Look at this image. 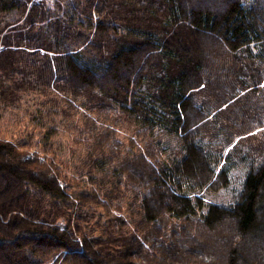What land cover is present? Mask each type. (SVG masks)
I'll return each mask as SVG.
<instances>
[{
  "label": "trees",
  "instance_id": "1",
  "mask_svg": "<svg viewBox=\"0 0 264 264\" xmlns=\"http://www.w3.org/2000/svg\"><path fill=\"white\" fill-rule=\"evenodd\" d=\"M74 3L80 7V18L73 14L65 19H77V31L68 20L75 32L59 21L64 16L52 18L42 2L28 7L27 22L33 30L28 38L37 49L32 54H39L40 48L55 55L40 79L65 92L68 100L70 95L81 96L82 105L95 104L99 112H104L106 101H112L130 122L141 111L143 125L152 134L157 127L156 134L174 137L181 145L178 151L171 149L167 162L158 156L167 147L158 143L159 152L151 142L159 154L146 144L145 151L118 164L117 171L145 191L132 210L139 216L143 235L117 249L34 214L29 205L33 186L55 199L68 198L69 188L61 182L59 169L40 152L31 151L34 142L0 136V264H264V130L256 131L264 124V102L254 95L263 72L257 73L250 64L258 79L245 81L240 75L253 61L254 49L264 57V0ZM27 6L25 0H0L4 69L14 67L26 50L15 49L24 41L17 24H2L1 18ZM221 59L230 62L225 69ZM211 64L213 70H209ZM231 77L252 92L236 91L230 99L215 90L208 95L215 97L214 102L200 100V91L214 81L217 85L231 82ZM13 82L0 78L3 113L20 100L22 92L28 94L34 87L24 79ZM239 102L245 104L236 106ZM241 107L256 111L244 114ZM51 110L58 113L53 105L38 109L33 118L45 124L43 118ZM221 117L241 119L231 123L230 119L221 122ZM99 118L84 114L80 128L96 130L95 146L104 148L116 130L99 123ZM55 131H46L45 138ZM217 132L229 142L227 153L216 146L209 150L205 144L204 136ZM248 133L259 138L244 149L239 143ZM239 165H244V177L232 203L208 202L198 194L229 186L232 171ZM78 198L93 197L84 190Z\"/></svg>",
  "mask_w": 264,
  "mask_h": 264
},
{
  "label": "rangeland",
  "instance_id": "2",
  "mask_svg": "<svg viewBox=\"0 0 264 264\" xmlns=\"http://www.w3.org/2000/svg\"><path fill=\"white\" fill-rule=\"evenodd\" d=\"M25 1L28 5L26 10L15 11L1 18L2 24L16 23L20 31L24 33V41L21 47L15 49L22 53L26 51L24 58L18 57L14 67L4 69L2 68L3 62L0 61V78L5 83H14L15 80L24 79L34 87L29 89L28 94L22 92L20 100L9 107V112L3 113L6 112V108L0 107V136L13 139L25 137L28 143L34 142L33 145H30L31 151L40 152L43 158H47L56 169H59L61 182L69 188L70 196L68 198L55 199L38 186H33L29 205L34 214H38L41 219H54L55 222H58L62 227L69 228L77 236L89 235L100 240L103 243L102 246L106 248L124 249L133 237L141 238L143 235L144 228L137 221L139 216L138 214L133 215L132 210L135 206H139L145 189L132 184L127 180L125 173L117 171L118 164L124 158L132 156L138 151H145L146 144L159 154L158 143L167 147V150H163L158 155L161 161L167 162L171 156V149L178 151L181 142L174 137H169V135L163 137L156 134L158 132L157 127L155 134H152V129L143 125L141 111L138 112V118L136 117L134 121L130 122L128 121L129 118L122 114L123 112L121 113L119 106L112 101H106L107 106H105L104 112H99V108L95 104L90 108L82 105L79 101H82L81 96L70 95L68 100L65 98L67 94L60 91L56 86L48 87L40 79L41 71L50 61L55 60V55L48 54L40 48L38 49L39 54H32L37 49L34 48L36 45L33 42L30 43L28 38L29 35L33 34V30L30 29L27 22L28 7L34 1L42 2L45 8L51 10L52 18L60 17L59 15L64 16L63 18L60 17L59 21L62 22L64 28L67 27L72 32L75 30L69 27V21L75 25L77 31L78 25L75 22L80 18V7L76 6L77 1L74 3V0ZM73 14H76L77 18L75 22L65 19L67 15L70 18ZM36 29L40 30V27L37 26ZM41 30L43 31V29ZM12 46H16V44ZM257 53V49L252 51L253 61L250 63L248 61L246 72L243 71L240 75L245 78V81L253 82L258 79V76L254 77L250 67L253 65L257 73L263 72L260 88H255L254 95L257 100L264 102V64H262L264 57H260ZM221 60L224 65L222 69H225L230 62L225 59ZM213 64L209 70H213ZM231 78V82L220 85L214 81V85L200 91V100L206 98L208 102H214L215 97L212 98L208 95L209 92L215 90H217L216 93L230 99L236 91L244 95L247 92H252L251 89H247V92L244 90L241 80H236V77ZM55 101L59 103H55ZM250 102L254 103L253 99ZM18 104L19 107L16 106ZM244 104L245 102H242V105L239 102L236 106H243ZM53 105L58 113H54V109L51 110V113L43 118L45 124L35 121L33 117L38 109L50 108ZM238 109L242 110L244 114L256 111V109H246V107ZM84 114L100 117L99 123L116 130L114 138L104 148L103 146L101 148L95 146V142L99 138L96 130L91 132L81 130L80 126ZM113 117L117 119H113ZM229 119L231 123L234 121L239 123L241 117L239 119L221 117V122ZM54 128L56 131L46 139V131ZM263 130L264 124L256 129L260 132ZM239 137L236 135V139ZM258 138L259 135L248 133L244 135L239 144L246 149L253 141H258ZM225 140L223 133L219 132L204 136L205 144L209 150L216 146V149L225 148L224 153H227L230 146H228L229 142ZM243 168L244 165H239L233 169L232 183L229 186L217 191L206 189L198 194L204 196L208 202L232 203L236 199V192L244 177ZM84 190L90 192L93 198L87 201L78 198V194ZM145 245L149 249L148 244L145 243ZM46 264H51V262Z\"/></svg>",
  "mask_w": 264,
  "mask_h": 264
}]
</instances>
